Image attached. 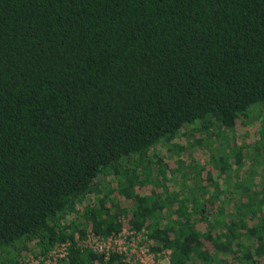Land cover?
Returning <instances> with one entry per match:
<instances>
[{
	"label": "trees",
	"instance_id": "trees-1",
	"mask_svg": "<svg viewBox=\"0 0 264 264\" xmlns=\"http://www.w3.org/2000/svg\"><path fill=\"white\" fill-rule=\"evenodd\" d=\"M263 111L264 0H0V264H264Z\"/></svg>",
	"mask_w": 264,
	"mask_h": 264
},
{
	"label": "built area",
	"instance_id": "built-area-1",
	"mask_svg": "<svg viewBox=\"0 0 264 264\" xmlns=\"http://www.w3.org/2000/svg\"><path fill=\"white\" fill-rule=\"evenodd\" d=\"M146 233L144 230H131L123 227L119 232H113L107 236L97 238L93 233H89L84 244L99 252L119 251L124 254L123 258L131 264H166L169 259V250L160 252L150 251L146 244ZM66 244L63 243L52 249L49 257L63 256L66 252ZM36 260L38 263V259ZM31 260V261H32ZM31 261L26 264H31ZM48 262L49 260L46 259Z\"/></svg>",
	"mask_w": 264,
	"mask_h": 264
},
{
	"label": "rangeland",
	"instance_id": "rangeland-1",
	"mask_svg": "<svg viewBox=\"0 0 264 264\" xmlns=\"http://www.w3.org/2000/svg\"><path fill=\"white\" fill-rule=\"evenodd\" d=\"M263 116H262V120L264 121V111H263V114H262ZM259 121H260V119H258L257 120V123L256 124H254L253 122H250V125H249V128H248V130H249V134L250 133H252V136H251V134H250V136L248 137V136H246L244 139H243V142H246V141H249V142H253V139H254V137L256 138V137H258V134H259ZM208 141L207 142H209L210 141V139H207ZM249 142L248 143H246L247 145H245L246 146V148L248 147V146H250L251 144H249ZM220 144V139H216L215 140V145H219ZM248 149H250L249 147H248ZM157 151H159V152H164L163 151V149L162 148H160V149H157ZM189 151H191L190 149H186L184 152L187 154ZM204 155H198L197 157L199 158V157H203ZM196 157V158H197ZM31 264H37V261L36 260H32L31 261Z\"/></svg>",
	"mask_w": 264,
	"mask_h": 264
}]
</instances>
